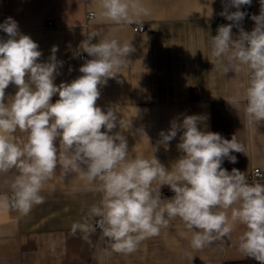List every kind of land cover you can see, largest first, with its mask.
<instances>
[{"label": "clouds", "instance_id": "9594fccd", "mask_svg": "<svg viewBox=\"0 0 264 264\" xmlns=\"http://www.w3.org/2000/svg\"><path fill=\"white\" fill-rule=\"evenodd\" d=\"M260 3V15L251 17L254 29L241 28L233 39L232 27L246 15L239 8L251 0H231L237 11L220 14L233 23L219 26L210 41L211 60L218 70L224 75L247 72L246 83L238 85L243 92L238 90L227 102L232 107L245 102L250 126L264 122V0ZM148 15L150 9L142 0H98L94 13L97 20L129 25ZM0 30L8 36L0 39V174L17 172L11 195H0V210L27 215L33 206L44 203L43 187L62 167L65 175L78 172L91 190L101 194L84 222L72 224L73 236L79 232L87 239L98 224L112 251L132 254L141 242L158 236L179 218L192 233L191 248L200 250L230 238L239 223L246 227L239 250L264 264V185L250 184L244 173L235 168L229 173L222 167L225 158L236 163L233 152L245 153L235 135L228 140L200 130L198 124L206 117L189 115L159 134L160 143L166 145L182 131L177 147L183 155L171 168L154 155L130 159L126 138L119 132L110 134L117 127L115 111L96 106L98 86L126 67L125 58L133 51L129 43L121 45L116 39L93 43L96 33H92L82 45L91 57L79 69L83 75L57 86L54 74L61 62L55 56L56 46L49 62L40 63L38 44L19 33L13 18H6ZM10 83L18 90L5 102ZM57 94L59 99L53 103ZM119 124L122 127L121 120ZM17 130L27 133L26 141L12 138ZM162 186L174 194L167 202L159 195ZM93 218H98L96 223Z\"/></svg>", "mask_w": 264, "mask_h": 264}, {"label": "crops", "instance_id": "0c3cea01", "mask_svg": "<svg viewBox=\"0 0 264 264\" xmlns=\"http://www.w3.org/2000/svg\"><path fill=\"white\" fill-rule=\"evenodd\" d=\"M150 15L139 23L116 24L88 19L98 10V0H0V24L13 18L19 33L28 35L38 44L42 55L38 62H49L52 48L58 62L54 83H71L83 75L79 69L91 59L82 50L83 43L96 33L93 43L101 39H116L133 49L126 56V67L107 84L99 85L96 106L107 112L114 110L118 120L112 133L119 132L128 143L129 158L151 159L153 155L166 168H171L183 153L178 149L182 131L166 145L160 143V132H167L173 121L182 123L189 115L206 119L198 124L204 131L219 133L231 140L235 135L244 145L245 153L233 152L236 163L227 158L222 167L229 173L237 169L247 177L254 168L264 172V122L250 126L245 116V102L239 107L227 100L245 84L247 72L229 71L225 75L211 60V38L217 35L220 13L235 12L231 0H142ZM250 12L232 27L233 39L242 28L251 32L252 16L261 12L260 0L241 5ZM244 12V11H243ZM224 25L232 21L223 19ZM134 26L145 27L136 32ZM7 34L0 30V39ZM85 55L86 59H81ZM17 87L5 89V102L14 96ZM58 94L52 97L54 103ZM122 121L120 127L119 121ZM104 129H102L103 131ZM141 131L144 135H141ZM27 133L17 130L12 138L26 141ZM59 143V142H58ZM15 169L0 174V195H11ZM264 185V178L257 181ZM155 187V183H154ZM166 191V192H165ZM41 195L44 203L33 206L27 214L16 210H0V264H228L256 261L239 250V237L246 227L237 223L230 238L194 250L190 246L192 233L176 218L158 236L144 240L132 254L116 253L97 228L87 239L84 234L71 235L74 222H84L88 210L98 204L101 194L91 190L78 172L64 174L57 167L46 182ZM163 202L172 198L167 186L159 189ZM230 215V210H229ZM98 218H93L96 223ZM260 263V262H259Z\"/></svg>", "mask_w": 264, "mask_h": 264}, {"label": "built area", "instance_id": "2783aa9c", "mask_svg": "<svg viewBox=\"0 0 264 264\" xmlns=\"http://www.w3.org/2000/svg\"><path fill=\"white\" fill-rule=\"evenodd\" d=\"M243 11L246 13L245 16H247V14L250 12V10H249L248 8L243 9ZM93 18H94V14H93L92 12H90V13L88 14V19H93ZM224 18H225L224 16H221V17L219 18V20H218L217 23H216V25H217L218 27L221 26V25H224V22H223V19H224ZM133 29H134L136 32H145V31H146L145 27H143V26H134ZM81 59H86V56H85V55L81 56ZM257 172H259V175H257ZM246 178H247V180H248V182H249L250 184H255V183H258V182H257L258 180L264 178V172H263L261 169H259V168H254V169L252 170V172H251ZM173 195H174V194L172 193V196H173ZM97 228H100V227L98 226V224L96 225V229H97Z\"/></svg>", "mask_w": 264, "mask_h": 264}, {"label": "trees", "instance_id": "16d2710c", "mask_svg": "<svg viewBox=\"0 0 264 264\" xmlns=\"http://www.w3.org/2000/svg\"><path fill=\"white\" fill-rule=\"evenodd\" d=\"M228 264H260V263L258 261H242V262H233Z\"/></svg>", "mask_w": 264, "mask_h": 264}]
</instances>
